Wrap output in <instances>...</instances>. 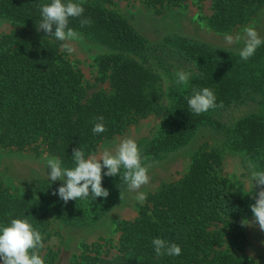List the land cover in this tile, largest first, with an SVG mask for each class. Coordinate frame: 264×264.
I'll return each mask as SVG.
<instances>
[{
    "label": "trees",
    "instance_id": "1",
    "mask_svg": "<svg viewBox=\"0 0 264 264\" xmlns=\"http://www.w3.org/2000/svg\"><path fill=\"white\" fill-rule=\"evenodd\" d=\"M111 1L86 0L83 16L69 20V27L82 33L83 39L109 51L97 60L96 84L107 83L106 88L87 84L80 70L46 38L25 41L21 33L0 34V155L45 154L72 167L73 148L80 147L86 157L95 154L103 142L153 116L161 125L154 138L139 148L149 158L144 163L186 145L206 127L225 148L244 154L264 170V44L242 61L240 48L177 36L151 43L103 6ZM187 1L143 0L150 7H183ZM43 3L50 0H0V22L36 26L41 19L38 5ZM263 6L264 0H212L207 24L214 31L227 32L247 23ZM82 18H90L91 26L81 27ZM151 66L172 77V69L189 72V83L172 81L164 90ZM193 87L212 89L222 107L192 113L185 97ZM244 105H254L258 112L232 123L224 120V112ZM99 116L104 117L107 131L93 134V121ZM220 166L217 150L200 148L178 181L149 194L133 221L117 224L115 254L110 252L111 240H103L83 245L69 264H254L242 253L241 243V221L252 217V203L219 175ZM11 184L0 173V225L28 219L41 232L43 244L49 234L47 211L72 228H92L120 200L119 191L126 189L118 176H104L102 187L109 191L108 197L64 203L52 195L61 185L57 181L35 179L32 198L16 194ZM157 237L179 245L181 254L157 257L152 245ZM43 260L53 263L48 254Z\"/></svg>",
    "mask_w": 264,
    "mask_h": 264
},
{
    "label": "rangeland",
    "instance_id": "2",
    "mask_svg": "<svg viewBox=\"0 0 264 264\" xmlns=\"http://www.w3.org/2000/svg\"><path fill=\"white\" fill-rule=\"evenodd\" d=\"M211 3L212 0H188L183 7H150L143 0H112L111 2H104L103 6L117 12L142 37L151 43H160L166 37L177 36L215 47L241 48L242 44L226 45L223 34L235 35L240 33L246 26H253L260 36L264 37V6L247 23L236 26L227 32H217L207 24L206 20L212 14ZM11 32L21 33V40L25 41H40L46 38L56 44L65 57L80 70L83 80L87 84L98 88L107 87V83L96 84V78L98 77L97 60L100 56L109 52L105 47L83 39L82 41L71 42L74 51L69 54L61 49L60 44L62 42L55 40L54 37H48L43 30L37 32L36 26L30 27L13 25L4 21L0 22V34ZM182 67L180 65V68ZM151 68L161 79L160 83L164 90L172 86V81H175L174 75L172 77L171 73L157 67L151 66ZM177 69H172V73H175ZM162 74L168 79L167 85L161 78ZM256 112H258V107L244 105L224 112L223 118L227 123H232L238 118ZM160 125V119L153 116L141 119L136 124L129 126L123 134L117 135L101 145L107 147L118 143L124 137H130L141 148L154 138ZM101 145L98 147L96 155H99ZM200 148L215 149L219 152L221 157L219 175L225 177L235 187L240 188L250 202L254 204L255 201L252 196L255 195L258 189L254 188L250 194L246 183L248 158L240 152H232L225 148L220 143L219 138L206 127L199 129L186 145L167 153L159 160L146 163L151 165L148 173L150 182L141 191L146 192L148 196L157 192L163 185L178 181L187 172L192 157ZM0 156V173L11 181L15 193L27 198L35 197L36 193L32 182L35 179L48 180L46 174L49 156L45 154L37 155L32 152L24 154L2 152ZM237 166L244 169L240 176L235 174ZM104 170L102 169V171ZM57 182L61 184L60 181ZM134 196L135 193L128 192L125 189L123 199L110 208L92 228H72L47 211L49 234L40 251L41 257L43 258L48 254L49 259L53 257L52 264H69L74 256L81 253L83 245L103 243V240L109 239L112 245L110 252L115 254L119 238V233L116 230L117 224L133 221L142 205L134 199ZM251 219L252 217L248 220ZM243 230L242 253L251 259L254 264L257 261L259 264H264V232L259 230L258 225L243 227ZM227 243L229 241H226V245ZM233 251L235 252V249ZM0 264H3V262L0 261Z\"/></svg>",
    "mask_w": 264,
    "mask_h": 264
},
{
    "label": "clouds",
    "instance_id": "3",
    "mask_svg": "<svg viewBox=\"0 0 264 264\" xmlns=\"http://www.w3.org/2000/svg\"><path fill=\"white\" fill-rule=\"evenodd\" d=\"M86 0H50V3L38 5L41 19L36 24L37 32L43 30L48 37L62 42V50L71 54L74 48L73 41H82V33L69 27L70 18L83 16V4ZM90 18L80 19V26H91ZM53 28L55 29L53 31ZM223 40L226 45L242 44L239 56L242 61L249 60L257 48L264 44V37L256 31L253 26L244 27L240 33L235 35L224 33ZM177 85L187 86L190 73L178 70L174 73ZM162 80L167 85L168 79L163 74ZM188 108L192 113L200 115L222 107L216 103V96L212 89L204 87H193L191 95L185 97ZM104 117H95L93 121V134H102L107 131L104 125ZM72 167L62 166V161L55 156L47 159V179L51 182L60 181L61 185L52 193L67 203L70 200L87 199L89 196L94 200L97 197L106 198L109 191L102 187V179L107 177H119L122 181V188L128 192L135 193L134 199L143 204L147 200V193L141 189L148 185L150 164L144 163L149 158L142 156L136 141L130 137H124L114 145L105 147L101 145L99 155L88 154L80 148L72 150ZM102 169H107L102 174ZM244 169L237 166L235 174L240 176ZM246 183L250 194L253 189L258 191L252 196L254 204L249 208L252 219L242 220V227H259L264 232V170H258V165L251 159L247 160ZM120 200L124 197V191H119ZM41 232L34 228L28 219H11L8 225H0V261L3 264H44L39 249L43 247ZM152 245L157 257L179 256L181 248L173 242L162 238H154ZM256 264H259L257 261Z\"/></svg>",
    "mask_w": 264,
    "mask_h": 264
}]
</instances>
